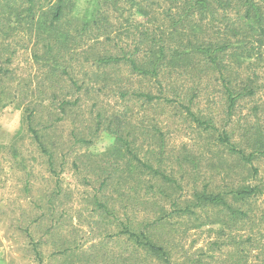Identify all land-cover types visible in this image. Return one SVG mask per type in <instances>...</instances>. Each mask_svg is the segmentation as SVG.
I'll use <instances>...</instances> for the list:
<instances>
[{
	"label": "trees",
	"instance_id": "obj_1",
	"mask_svg": "<svg viewBox=\"0 0 264 264\" xmlns=\"http://www.w3.org/2000/svg\"><path fill=\"white\" fill-rule=\"evenodd\" d=\"M93 2L95 13L78 17L73 14L76 0H0V19L10 22L15 18L17 26L24 27L30 38L34 36L33 56L47 70L36 87L26 85L21 92L34 99L27 105L23 120L46 156L50 171L58 175V147H64L52 139L59 124L71 122L67 147H91L107 135L112 139L109 147H114L109 156L115 157L117 167L109 172L101 165H97L100 171L92 169L100 180L98 190L110 186L120 197L133 194L137 200L142 193L145 200L137 202L135 209H153L154 219L142 229L129 222L121 232L166 258L165 247L148 228L167 220L165 203L178 206L180 200L171 191L183 187L158 167L162 160L154 150L144 149L165 147L164 130L155 118H148L145 124L143 118L138 121L136 111L117 110L103 99L174 105L209 137L216 135L217 145L234 156L227 168L228 161L219 156L220 172L225 170L222 179L195 187L192 199L184 200L186 204L177 210L197 215L194 208L224 209L228 222L235 218L248 222L247 242L256 243L252 245L257 250L256 264H264V233L251 225L257 222L252 221L256 215L252 209L234 205L264 195V169L257 163L264 159V0ZM125 12L128 15L124 16ZM120 17L124 18L118 21ZM1 29L8 33L10 27ZM6 49L0 43V59L8 63L10 57L3 54ZM9 73L11 70L1 67L0 81L10 78ZM131 77L147 84L136 88ZM10 90L0 91V102L3 97L11 102L17 98L18 93ZM204 98L207 105L200 109ZM245 102L250 105L240 123L235 117ZM219 107L221 123L215 112ZM44 111L48 114L45 121ZM87 158L92 161L89 155ZM188 159L192 163L190 156ZM76 160L80 159H75L73 166L79 172L80 166L87 167L83 160ZM234 166L240 171L233 172ZM143 175L150 178L138 179ZM148 195L154 197L151 202L146 201ZM99 205L107 208L104 203ZM259 216L264 224V209ZM234 238L230 242L237 260L227 259L223 264H250L252 251L238 250L240 242Z\"/></svg>",
	"mask_w": 264,
	"mask_h": 264
},
{
	"label": "rangeland",
	"instance_id": "obj_2",
	"mask_svg": "<svg viewBox=\"0 0 264 264\" xmlns=\"http://www.w3.org/2000/svg\"><path fill=\"white\" fill-rule=\"evenodd\" d=\"M96 9L93 0H76L73 14L90 16ZM2 18L0 43L7 48L4 58L10 57V60L6 63L0 59V68H8L11 73L10 78L0 81V91L11 89L18 94L13 102L6 97L0 102V264H223L227 259L237 260L230 242L233 237L240 242L238 250L252 251L249 263L258 262L257 250L252 246L256 243L247 242L248 222L238 218L228 222L224 209L194 208L197 215L177 210L186 204L184 200L192 199L195 187L200 189L211 179H222L225 170L220 172L219 156L228 161L226 168L233 163L234 156L224 146L217 145L216 135L209 137L203 127H197L174 105L146 106L140 104L143 100L124 102L106 96L103 99L117 110L136 111L138 121L143 118L145 124L148 118H155L164 130L165 147L144 149L154 150L162 160L155 161L158 167L183 187L171 191L173 197L180 200L178 206L169 201L165 203L167 220L160 226L148 228L165 247L166 258L153 254L135 238L121 232L129 222L132 227L142 229L146 222L154 219L153 209L143 208L139 212L135 209L137 202L145 200L142 193L136 196L137 200L131 197L133 194L120 197L110 186L98 190L100 180L97 181L92 169L100 171L97 165H101L109 172L117 167L115 157L109 156L114 147H109L112 139L107 135L96 139L91 147H67L71 122L65 121L56 130L52 129V139L64 146L58 147V175L55 176L23 120L27 105L34 99L23 96L21 91L26 85L36 87L47 70L33 56L34 36L30 38L24 27L17 26L15 18L10 22ZM136 18L141 19L140 15ZM2 26L10 27L9 32L2 30ZM131 81L136 88L147 84L144 80L139 83L137 77H131ZM206 105L204 98L198 107L205 109ZM249 105L245 102L241 109L239 107L235 119L240 123L245 121ZM215 112L221 123L222 108H215ZM47 115L44 111L43 121ZM88 155L91 162L87 161ZM75 159H80L76 160L78 163L83 160L87 167L80 166L79 172L73 166ZM257 163L264 169V159ZM238 171L234 166L233 172ZM149 178L150 175H143L138 179L147 181ZM152 198L148 195L146 201L151 202ZM234 205L243 210L252 209L256 215L252 221L258 224L251 222V225L264 233V224L258 220L264 209V195ZM261 243L264 244V238Z\"/></svg>",
	"mask_w": 264,
	"mask_h": 264
}]
</instances>
